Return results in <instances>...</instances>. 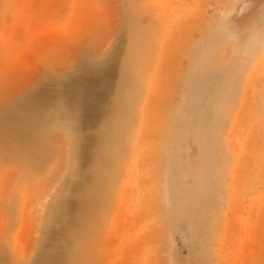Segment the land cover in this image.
<instances>
[{
  "label": "rangeland",
  "instance_id": "1",
  "mask_svg": "<svg viewBox=\"0 0 264 264\" xmlns=\"http://www.w3.org/2000/svg\"><path fill=\"white\" fill-rule=\"evenodd\" d=\"M126 30L142 38L139 85L87 264H264V0H0V53L20 57L19 83L1 98L0 111L21 106L44 84L58 89L56 81L68 80L83 60L101 66ZM199 33L210 38L195 58ZM173 58L177 81L165 94L163 68ZM160 109L156 139L164 148L150 164L149 132ZM10 127L2 143L26 133ZM54 135L36 175L33 156L0 162L7 264H38L62 192L78 191L91 173L89 161L73 170L69 130ZM152 171L159 172L149 178ZM150 190L156 203L147 199Z\"/></svg>",
  "mask_w": 264,
  "mask_h": 264
},
{
  "label": "bare ground",
  "instance_id": "2",
  "mask_svg": "<svg viewBox=\"0 0 264 264\" xmlns=\"http://www.w3.org/2000/svg\"><path fill=\"white\" fill-rule=\"evenodd\" d=\"M131 35L129 30L125 31L124 40L120 43L118 50L101 66H92L83 60L68 80L56 81L59 85L58 89H50L44 84L27 96L21 102V106L17 105L7 112L0 111V136L10 133V126L15 124L26 130V133L22 135L18 132L19 136L17 140H12V145L0 141L1 164H10L21 155H30L37 162L34 165L33 174H38L45 168L53 149L52 143L57 140L54 133L57 130L68 129L71 137L75 139V169L73 170H80L87 161L91 166L90 175L84 177V184L80 185L78 191L75 192L70 188L62 192L49 234L45 236L41 255L43 258L38 261V264H87L94 257L93 250H90L91 246L87 244L99 228L97 218L102 213L103 197L112 192L114 180L118 176L116 168L122 157L127 115L134 106L139 85L136 57L137 43L142 38L140 34L139 38L130 39ZM1 53L0 100L10 91L11 85L19 83L14 77V72L20 66V57L11 59ZM174 56L172 54V57ZM17 60L18 62L13 64ZM174 60L175 58L170 60L172 64L169 62L166 69L163 68L164 77L163 83L161 82L163 86L160 88L165 94L177 81L172 71ZM46 79L45 82H47ZM49 107L52 110L46 111ZM24 111L26 114L23 113ZM161 113L162 109L154 111L153 115L157 120L153 123L151 132L148 131L152 138L151 146L149 145L150 152L146 151L150 164L157 163V151L159 152L163 147L161 143L164 137L161 143H158L156 139L159 134ZM165 118L167 119V116ZM4 123L7 125L4 126ZM48 134L51 135L47 137ZM19 143L22 145L18 146ZM88 146H93L94 152L85 153ZM156 172L159 171H152L148 175L149 178H154ZM73 181L74 179L70 183L73 184ZM152 195L153 192L150 190L147 199L151 204ZM153 200L156 203V199ZM0 264H7V258L3 255H0Z\"/></svg>",
  "mask_w": 264,
  "mask_h": 264
},
{
  "label": "crops",
  "instance_id": "3",
  "mask_svg": "<svg viewBox=\"0 0 264 264\" xmlns=\"http://www.w3.org/2000/svg\"><path fill=\"white\" fill-rule=\"evenodd\" d=\"M207 37H208V36H207L206 34H200V33H199L198 37H196V40H195V42H194V44H193V46H192V49H191V52H192L193 54H195V56H196V54L198 53V51L200 50V48H201V46H202V43H204V42L206 41ZM208 38H210V37H208ZM195 56H194V57H195ZM246 74H247V75H245L244 82L247 81L249 72L246 73Z\"/></svg>",
  "mask_w": 264,
  "mask_h": 264
},
{
  "label": "water",
  "instance_id": "4",
  "mask_svg": "<svg viewBox=\"0 0 264 264\" xmlns=\"http://www.w3.org/2000/svg\"><path fill=\"white\" fill-rule=\"evenodd\" d=\"M199 51H200V50H199ZM199 51H198V52H199ZM197 57H198V53L196 54L195 58H197ZM190 67H192V66H190ZM193 70H194V67H193L192 69H190V71H189V72L192 74ZM190 73H189V74H190ZM208 76L210 77V75H209V74H208Z\"/></svg>",
  "mask_w": 264,
  "mask_h": 264
}]
</instances>
